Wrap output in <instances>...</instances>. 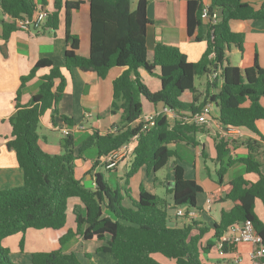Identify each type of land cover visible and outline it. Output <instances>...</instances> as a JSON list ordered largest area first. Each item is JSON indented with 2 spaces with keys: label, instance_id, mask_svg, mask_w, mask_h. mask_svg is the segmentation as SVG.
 <instances>
[{
  "label": "trees",
  "instance_id": "1",
  "mask_svg": "<svg viewBox=\"0 0 264 264\" xmlns=\"http://www.w3.org/2000/svg\"><path fill=\"white\" fill-rule=\"evenodd\" d=\"M43 6L45 0H40ZM82 0H53L54 9L47 10L42 27L56 29L59 12L65 7V43L63 66L68 73L78 69L83 73L95 72L105 77L112 68H121L120 74L112 81L110 112L119 113V122L105 134L94 130L79 145L74 154L73 136L62 138L64 152L51 154L38 144V125L43 113L56 105L64 92L66 82L60 67L48 58L38 59L26 75L20 77V85L14 98L15 112L8 118L11 126L10 137L6 141L8 150L15 152L16 161L22 169L23 182L20 186L0 189V264H15L1 241L13 234L21 233L19 250H23V234L29 229L59 230L67 223L68 200L76 197L81 204H75L74 229L67 230L58 237L49 251L30 254L31 264H82L74 252H65L64 246L75 236L84 240L97 238L105 244L96 252L111 253L116 264H157L154 254H160L176 264H205L199 258V249L208 251L230 225L250 221L264 243V222L254 209L255 199L264 207V174L261 163L250 151L245 156L233 158L229 154L227 142L216 139L215 149L219 168L217 182L223 185V175L227 166L237 162L245 166L246 172H254L258 179L254 182L239 175L223 187V195L209 194L211 203L230 200L232 207L220 212L219 220L213 224V239L205 246L198 245L207 227L199 228L191 235L192 225L198 220L182 226H170L164 201L158 196L139 188V195L132 207L122 204L124 194L102 180L99 173L93 175V185L86 186L74 174L75 159L79 153L94 146L97 157L117 149L136 133H139L128 176L142 165L156 171L173 159V187L170 189L173 204L196 208V196L201 186L194 179H186L183 167L177 162L176 151L170 146L182 141L196 145V134L204 132L205 124L177 120L170 124L164 115H158L154 125L141 130L142 98L147 102L162 103L179 114L194 113L202 106H195L180 99L185 91L194 94V78L210 73L215 66H221V84L211 100L218 106V121L223 126L244 127L264 135L256 127V122L264 119V68L257 62L243 70L229 63L226 50L231 45L242 50L243 34L230 29V20L264 19V0H208L211 15L219 7L223 8L216 22H204L202 9L204 0H186L185 30L187 36L195 40L205 39L206 49L197 61L188 60L178 46L155 42L152 50L146 43L147 32L152 21L147 16V0H89V53H78V36L70 31V12L78 9ZM37 0H0V8L10 17L2 20L1 37L6 39L15 27V20L34 14ZM210 55H213L212 57ZM48 72L40 77L37 90L32 93L27 104L20 103L22 88L38 69ZM160 80V88L152 91L146 85L141 72L154 75ZM210 84V83H209ZM208 84V85H209ZM206 102V101H205ZM204 104V103H203ZM71 125L70 119L64 117ZM250 142V141H249ZM97 162V161H96ZM88 257L87 254H85ZM264 264V258L261 259Z\"/></svg>",
  "mask_w": 264,
  "mask_h": 264
},
{
  "label": "crops",
  "instance_id": "2",
  "mask_svg": "<svg viewBox=\"0 0 264 264\" xmlns=\"http://www.w3.org/2000/svg\"><path fill=\"white\" fill-rule=\"evenodd\" d=\"M37 1L38 5L43 6L40 0ZM85 1H87V4L89 3V0ZM147 1V16L152 21L146 38L148 49L152 50L155 42L162 41L166 44L178 46L190 61L200 59L206 49V41L205 39L197 41L194 38L195 34L192 36H187L186 34V0ZM45 3V8L48 10L54 9L53 0H45ZM205 4H208V0H204ZM134 5L135 3L132 1V6ZM2 20L9 21L10 17L0 8V189H6L20 186L23 182L22 169L16 161L15 152L8 150L6 147V141L9 139L11 132L8 118L15 112L13 106L14 98L20 85V77L26 75L40 58H48L53 64L60 67L62 74L66 78L64 92L56 105V112L48 109L41 116L37 129L38 144L45 152L51 154L63 153L64 147L62 143L56 144L52 140L53 138H51L52 135L50 133L59 132L58 127L65 123L64 117L70 119L72 124L83 121L85 128L72 133L74 143L72 149L74 154H78L77 151L80 143L94 130H97L99 134H105L112 126L119 122L120 114H112L110 112V104L112 100V81L120 74L121 68L110 69L105 77H99L95 72L83 73L78 69H73L71 73L66 71L63 66V53L66 49L64 6L59 12L58 27L54 30L48 27H41L39 30L14 28L9 33V36L4 39L1 37ZM204 22L206 21L204 20ZM229 26L232 31L243 34L241 51L233 45L226 50L229 63L237 66L240 70L251 67L254 62H257L260 67L264 68V19L230 20ZM70 31L78 36V53L82 56H87L89 53L90 35L89 5L86 10L83 2L79 5L78 9L71 10ZM210 56L212 57L213 55ZM214 71H216L218 76L211 81L210 74ZM47 72V68L38 69L36 74L25 83L20 96L21 104L29 102L32 93L37 90L40 77ZM158 73V68L154 71V75L141 72L144 82L152 91L160 88ZM220 74L221 66H215L210 73L196 76L194 78L196 89L194 94L190 91H185L180 96L182 101L193 102L195 106H199L200 104H208L210 106L212 121L203 126L204 132L196 134L198 143L192 145L179 141L170 144L179 156L177 162L183 167L184 177L186 179H194L201 186L202 190L196 196V208L189 209L184 205L179 206L177 209H181L184 212L182 216L175 214L177 209H173L171 214L167 212L171 210L173 204L172 194L170 193L174 179L173 159H170L168 164L156 171L149 169L146 165H142L134 174L128 176L133 157L123 158L113 169H106L99 163L98 159L100 157H97L95 147L91 146L89 149L87 148L88 150L85 149L79 153L78 158L75 159V177L82 179L84 183L88 182L89 185H93V175L99 173L102 180L108 182L112 187L119 188L122 193L125 189L129 191V196L124 194L122 199V204L128 207L133 206V201L138 199L139 188L143 187L146 191L164 201L161 208L165 209L170 226H182L191 223L193 220H198L192 225L191 235H196L199 228L207 227V231L198 241V245L205 246L208 241L213 239V224L219 220L220 212L222 210L227 211L232 207L230 200L211 203L208 200V195L212 193L222 196L223 187L225 188L232 178L239 175L250 182L258 179L256 173L246 172L245 166L237 162L231 166H227L223 175L224 186L219 184L216 174L219 162L215 160L216 139L222 138L227 142L230 149L229 154L233 158L245 156L249 151L247 145L249 143L251 145L250 151L261 163L260 170L264 174V141L258 134L244 127H239L240 133H230L225 137L221 135L225 126L219 123L218 106L210 97L219 90L221 84ZM201 76L204 78L203 81H200ZM196 79L199 80L200 86L202 85L201 87L204 86V89L199 90L197 88ZM260 103L264 106V98L260 99ZM163 105L162 103L153 104L142 98V113L155 112L160 110ZM84 111L92 112V118L84 120ZM168 120L170 124H174L178 118H169ZM256 127L264 135V119L258 120ZM236 164H242L241 170L244 172L236 175L233 172L232 174L231 171L237 166ZM100 168H104L107 171V180L104 179ZM249 174L255 175L250 176ZM75 204H81L78 198L72 197L68 200L67 223L61 229H40L38 231L33 228L27 229L23 234L24 244L22 251L19 250L16 242L20 240L21 233L10 235L1 241L6 246L8 243H11L9 238L15 239L17 251H15L16 248H13L14 253L9 254L16 264H31L30 254L32 252L51 250L55 247L58 237L63 235L67 230L74 229L75 223L72 209ZM254 209L257 216L264 222V207L261 200L255 199ZM190 211H193L195 216L187 214ZM28 238L34 239L37 245L29 249L26 248ZM86 241H90V243H86ZM217 243L218 240H215L213 246L208 251L199 249V253L207 255L205 260L201 259L205 264H233L235 256H239L243 264H249L248 252L252 248L250 243H226L223 248V254L218 252ZM104 244L105 240H99L95 237L84 240L81 236H75L67 241L64 251L71 252V249L76 250L79 245H82L81 253L72 251L77 255L82 264H114L111 257L102 255L103 257L101 258L104 259L101 260L98 253H91L94 249ZM171 262L176 264L174 260H171Z\"/></svg>",
  "mask_w": 264,
  "mask_h": 264
},
{
  "label": "built area",
  "instance_id": "3",
  "mask_svg": "<svg viewBox=\"0 0 264 264\" xmlns=\"http://www.w3.org/2000/svg\"><path fill=\"white\" fill-rule=\"evenodd\" d=\"M47 8L42 5H37L36 10L31 16H22L19 19L15 20V27L24 29V30H37L42 27L43 23L46 21L47 17ZM202 16L204 20L211 21V23L216 22L217 14L214 11L211 15L208 11V4H205L202 9ZM216 71L210 74V80L213 81L217 78ZM221 77V75H220ZM221 79V78H220ZM158 115H164L168 119L178 118L183 122L197 123V124H206L212 121L210 115V106L208 104L202 105L201 108L194 113H183L179 114L174 109L163 105L160 110H157L152 113L143 114L140 118L141 121V130L143 131L154 125L155 119ZM93 113L90 111H84L83 119L87 120L92 118ZM85 128V123L83 121L67 125L64 123L58 127V131L63 136L72 135V133L81 131ZM230 133H240L239 127L235 126H225V129L222 130L221 135L225 137ZM139 133L134 134L130 137L128 141L122 144L117 149L111 151L110 153L101 156L98 161L106 169H113L116 167L123 158H131L134 156V147L137 141ZM209 200V199H208ZM177 216L184 215V212L181 209L175 211ZM190 216H195L193 211L188 212ZM245 242L250 243L252 248L248 252V257L250 259L249 264H262L261 259L264 258V243H262V237L256 232L252 223L250 221H245L242 224H233L230 225L227 230L222 234L218 239L217 249L220 254H223V248L226 243H238ZM233 264H243L239 256L233 258Z\"/></svg>",
  "mask_w": 264,
  "mask_h": 264
},
{
  "label": "rangeland",
  "instance_id": "4",
  "mask_svg": "<svg viewBox=\"0 0 264 264\" xmlns=\"http://www.w3.org/2000/svg\"><path fill=\"white\" fill-rule=\"evenodd\" d=\"M133 1V3H135V0H132ZM83 2H84V7H85V9L87 10L88 9V5H89V3L87 4V1H85V0H83ZM82 2V3H83ZM39 29H41V28H39ZM39 29H37V30H39ZM199 79V78H198ZM198 79H196V86H197V88H199V90H201V89H204V86L203 87H201L200 86V83H199V80ZM204 80V78H203V76H201V80L200 81H203ZM52 136H51V138H53L52 140L56 143V144H58V143H63V140H62V138L64 137L61 133H60V131L59 132H55V133H50ZM49 135V134H48ZM82 135V134H81ZM84 135V134H83ZM50 137V136H49ZM89 149V148H88ZM88 149H86V150H88ZM237 166H235L232 170L233 171H231V173L233 174V172H234V174L236 175V174H240L241 172H244L243 170H241V168H242V164H236ZM100 170L102 171V175H103V177H104V179L105 180H107V171H105L104 170V168H100ZM250 175V174H249ZM252 175H255V174H252ZM252 175H250V176H252ZM249 176V177H250ZM85 184H86V186H89V183L88 182H85ZM126 207H128V206H126ZM172 210L173 209H171V210H168L167 212H168V214H171L172 213ZM35 230H40V229H35ZM11 239H13V241H11ZM9 241L11 242V243H8L6 246L1 242V246L2 247H5L7 250H8V255H9V258H10V260L12 261V262H14L15 264H16V262H15V260L11 257V255L9 254V253H14V249L16 248V246L17 245H19V241H16L17 242V245H16V242H15V239L14 238H9ZM8 242V241H7ZM23 243H24V241H23ZM85 243V242H84ZM86 243H90V241H86ZM37 245V243L34 241V239H30V238H28L27 239V242H26V248H31V247H34V246H36ZM82 245H83V242H82ZM81 245V246H82ZM81 246L79 245V247H77V249L76 250H74V249H71L72 251H74L75 253H81L82 252V248H81ZM8 247V248H7ZM14 248V249H13ZM15 251H17V248L15 249ZM91 253H98L99 255V257L101 258V257H103L102 255H104V256H106V257H111L112 259H113V261H114V264H116V262H115V258H114V256L111 254V253H107V254H100V253H105V252H96V249H94ZM206 254H204V253H199V258L200 259H206ZM154 258L156 259V261H157V264H173V262H171V260H169V259H167V258H165L164 256H162V255H160V254H156L155 256H154ZM104 258H101V260H103ZM161 259H163V260H161Z\"/></svg>",
  "mask_w": 264,
  "mask_h": 264
},
{
  "label": "water",
  "instance_id": "5",
  "mask_svg": "<svg viewBox=\"0 0 264 264\" xmlns=\"http://www.w3.org/2000/svg\"><path fill=\"white\" fill-rule=\"evenodd\" d=\"M222 12H223V8H222V7H219V8L217 9V11H216L217 16H220V15L222 14ZM186 212H187V211H186Z\"/></svg>",
  "mask_w": 264,
  "mask_h": 264
}]
</instances>
